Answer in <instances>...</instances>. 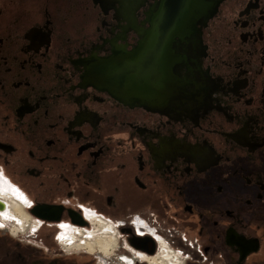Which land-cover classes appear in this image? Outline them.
Listing matches in <instances>:
<instances>
[{
    "label": "flooded vegetation",
    "instance_id": "flooded-vegetation-1",
    "mask_svg": "<svg viewBox=\"0 0 264 264\" xmlns=\"http://www.w3.org/2000/svg\"><path fill=\"white\" fill-rule=\"evenodd\" d=\"M0 201V264L104 230L124 264H264V0H0Z\"/></svg>",
    "mask_w": 264,
    "mask_h": 264
},
{
    "label": "water",
    "instance_id": "water-1",
    "mask_svg": "<svg viewBox=\"0 0 264 264\" xmlns=\"http://www.w3.org/2000/svg\"><path fill=\"white\" fill-rule=\"evenodd\" d=\"M106 82L110 85V87L118 94L119 97L124 99L125 101H129V89H130V68L129 64L125 62H116L113 65H109L104 68ZM31 213H33L37 217H47L42 215L38 210L32 209ZM71 217L73 219H78L75 214L71 213ZM50 221H59V216L56 214L54 217H47ZM80 222V221H78ZM131 243L136 247H147V251L150 253L154 252L153 243L148 240H132Z\"/></svg>",
    "mask_w": 264,
    "mask_h": 264
},
{
    "label": "bare ground",
    "instance_id": "bare-ground-1",
    "mask_svg": "<svg viewBox=\"0 0 264 264\" xmlns=\"http://www.w3.org/2000/svg\"><path fill=\"white\" fill-rule=\"evenodd\" d=\"M14 210H15V212H17V213H21L20 212V210L16 207V206H14ZM0 211H6V204L5 203H3V202H1L0 201ZM22 216V215H21ZM25 218H24V223H26V216L25 215H23ZM89 216V215H88ZM28 219V218H27ZM106 220V219H105ZM106 221H108V223L110 224V225H112V226H115L114 224H112L109 220H106ZM115 229L116 230H119V228H117L116 226H115ZM104 230V229H103ZM138 231H141V229H138ZM104 233H110V235H108V236H104V237H97L96 239H94L93 241H89V242H86V244H85V247L89 250V251H91V252H93V251H100L103 255H105L106 257H108V256H110L112 253H113V250H114V248H115V237H114V235L111 233V232H108V230H104ZM112 234V235H111ZM158 238V237H157ZM121 239H122V237H121ZM158 240H160V238H158ZM162 240V239H161ZM165 242V241H164ZM123 245H122V247L121 248H124L125 250H127L128 251V249H130L131 247L129 246V244L125 241V240H123ZM131 245V244H130ZM165 245H166V247H168V249H165L166 251H169L170 253H171V255H173V256H175V255H178L177 257L178 258H180L179 256H180V254H179V252H176V251H174L169 245H168V243H166L165 242ZM74 247H76V248H80V247H82V245H80V244H78V245H75ZM157 247H158V245H157ZM119 249V247L117 248V251H119L118 250ZM129 252H130V250H129ZM148 252V251H147ZM148 254L149 255H152V254H154V252L153 253H150V252H148ZM176 257V256H175ZM121 258H122V256L119 258V263L120 264H124L123 262L121 263L120 261H121ZM129 259V258H128ZM182 262V264H183V261H181ZM133 264V263H132Z\"/></svg>",
    "mask_w": 264,
    "mask_h": 264
},
{
    "label": "rangeland",
    "instance_id": "rangeland-1",
    "mask_svg": "<svg viewBox=\"0 0 264 264\" xmlns=\"http://www.w3.org/2000/svg\"><path fill=\"white\" fill-rule=\"evenodd\" d=\"M12 224H14V222L13 221H9L6 226L8 228H12ZM52 235H53V230L52 229H44V230H42V231H40L38 233V237H37L36 243L33 242L34 240L31 243L34 244L35 246L39 245L42 248L52 249V250L58 251L59 248L57 247V244L54 243V241H52V238H51ZM121 235H123V234H121ZM122 245H123V243L120 246L122 247ZM72 252L74 254L75 253L76 254L77 253H82V252H79V251H72ZM86 257H87L88 264H120L119 261H118L119 258L118 257L115 258V256H112V258H110V259L104 258V256L101 255V254H96V255H93V256L86 255ZM192 264H195V262L193 261Z\"/></svg>",
    "mask_w": 264,
    "mask_h": 264
},
{
    "label": "built area",
    "instance_id": "built-area-1",
    "mask_svg": "<svg viewBox=\"0 0 264 264\" xmlns=\"http://www.w3.org/2000/svg\"><path fill=\"white\" fill-rule=\"evenodd\" d=\"M85 215H86V213H85ZM103 219H106V218H104V217H102ZM105 221V220H104Z\"/></svg>",
    "mask_w": 264,
    "mask_h": 264
}]
</instances>
